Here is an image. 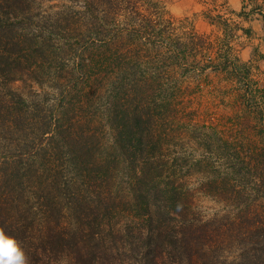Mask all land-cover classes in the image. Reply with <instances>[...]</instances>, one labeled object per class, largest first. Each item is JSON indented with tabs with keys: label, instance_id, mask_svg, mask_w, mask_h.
<instances>
[{
	"label": "rangeland",
	"instance_id": "obj_1",
	"mask_svg": "<svg viewBox=\"0 0 264 264\" xmlns=\"http://www.w3.org/2000/svg\"><path fill=\"white\" fill-rule=\"evenodd\" d=\"M162 1L167 14L155 20L162 35H130L121 17L107 23L119 34L112 40L90 34L84 15L57 13L81 11V2L35 0L57 27L38 33L48 45L31 58L36 68L0 85V208L25 207L27 219L7 216L33 223L38 236L54 218L77 225L73 191L86 198L93 221L102 220L98 205L108 193L118 201L110 220L121 229L115 250L124 264L141 259L147 227L173 242L164 264H264V40L245 60L241 22L218 0ZM248 2L262 8L255 14L264 35V0ZM228 46L226 69L203 68ZM113 53L119 64L107 57ZM74 157L88 165L75 166ZM12 163L20 172L7 179ZM141 191L152 224L138 214L148 204ZM131 193L138 200L129 201Z\"/></svg>",
	"mask_w": 264,
	"mask_h": 264
},
{
	"label": "trees",
	"instance_id": "obj_2",
	"mask_svg": "<svg viewBox=\"0 0 264 264\" xmlns=\"http://www.w3.org/2000/svg\"><path fill=\"white\" fill-rule=\"evenodd\" d=\"M74 1V0H72ZM81 2L82 10H76L70 8L69 10L58 11L62 14V19H68L67 12L70 15H78L81 18L87 17L92 21L88 22L89 28L86 29L90 34L98 36L106 35V32L112 36V40L118 37V33L114 34L107 28V23L114 22L118 25V21H127V24L131 26L129 29L130 35L137 34L138 37H151L150 34L157 31L160 35L164 33V28H159L155 24L157 18H163L166 13L165 6L160 5L164 3L162 0H75ZM158 1V2H157ZM84 15V16H83ZM166 16V15H165ZM221 16V15H219ZM55 15L52 13L43 12L37 5L35 0H0V85L7 86L9 81L20 78V72H24L25 67L29 70H33L35 63L33 58L35 52L40 49H44L48 45V40L44 38L41 40L37 35L38 33H53L56 29V24L49 23L50 19H53ZM58 20H61L59 16ZM76 21V20H75ZM64 26V30H69L70 26ZM83 26V25H82ZM82 26L75 27L81 29ZM128 27V26H127ZM168 27V26H167ZM173 28L169 26V29ZM124 29H121V31ZM227 46V45H226ZM228 51L224 53L222 59H214L207 57V62L203 68L211 67L212 69H226L227 63L230 59L229 52L232 47L228 46ZM174 56L179 60L181 49L178 46H174ZM185 52V51H183ZM231 53V52H230ZM107 57H111L114 63H120L121 57L118 54L113 53ZM126 57V56H125ZM129 57V56H128ZM123 58L129 59L132 58ZM127 60L128 62H130ZM35 61V60H34ZM92 64V60L90 61ZM22 65H26L22 67ZM4 99L0 100V109L5 107ZM9 109V107H7ZM57 129L62 126V123L57 121L54 123ZM55 127V128H56ZM43 140V138H42ZM85 153H90L93 149L88 143H75ZM75 166L81 164L82 167H86L87 162L76 158L72 159ZM96 161V160H95ZM104 161H97L93 163V166L102 168L103 172L109 170L110 166L105 168ZM86 165V166H85ZM30 168V166H29ZM11 173L9 168L6 178L16 176L19 174L20 169L14 164H11ZM87 174L94 168L89 167ZM139 178H144L143 171L140 172ZM12 174V175H11ZM145 179V178H144ZM143 179V180H144ZM8 181V180H7ZM141 195L148 200V195L141 191ZM13 196V195H12ZM75 201L71 194L72 205L69 206L70 210L74 214L75 223L73 225L71 221L68 223L56 222L52 219L47 223L44 233L36 236L33 235L34 227L31 223L21 222L16 220V217L7 216L12 214L22 218L26 215L28 218V211L25 207L19 203L15 204L11 202L6 209L0 208V226L5 228V232L8 235L15 237L22 242L23 247L31 257V264H124L121 258L116 253L117 236L120 235L121 229L114 227L111 224L110 218L116 214L118 201L116 198L108 193L98 194L99 198L102 196V202L98 205L100 212L103 214L102 220L93 221L88 219L90 216L91 206L86 201L85 197H81L78 192L73 191ZM14 198V197H13ZM138 200V197L131 193L129 201L134 202ZM13 201V200H12ZM147 202V201H146ZM144 202V204H146ZM148 204H141V209L138 214L144 215V219L147 223H151L152 213L149 211ZM145 206H147L145 208ZM97 207V206H96ZM94 208V211L97 208ZM11 212V213H10ZM25 212V213H24ZM16 220V221H15ZM17 223H15V222ZM21 222V223H20ZM32 226V227H31ZM165 231L159 227L156 230H152V227L142 234L146 235L143 240V250L140 252L142 256L137 264H164L163 260L165 255L170 254L173 247V242L169 239H165ZM38 237L39 239H35ZM142 242V241H141ZM176 243V242H175ZM137 246H139L137 244ZM172 264H185L181 258L172 259Z\"/></svg>",
	"mask_w": 264,
	"mask_h": 264
},
{
	"label": "crops",
	"instance_id": "obj_3",
	"mask_svg": "<svg viewBox=\"0 0 264 264\" xmlns=\"http://www.w3.org/2000/svg\"><path fill=\"white\" fill-rule=\"evenodd\" d=\"M222 10L225 15L234 16L241 22L240 31L243 36H245V47L241 50V55L245 56V60L253 56V50L256 48L258 50V41L264 40V35L260 31V24L256 11L262 8L253 7L252 3L249 4L248 0H218ZM260 52L264 55V44L260 48ZM264 63V58H263Z\"/></svg>",
	"mask_w": 264,
	"mask_h": 264
},
{
	"label": "clouds",
	"instance_id": "obj_4",
	"mask_svg": "<svg viewBox=\"0 0 264 264\" xmlns=\"http://www.w3.org/2000/svg\"><path fill=\"white\" fill-rule=\"evenodd\" d=\"M0 264H31V257L15 237L0 226Z\"/></svg>",
	"mask_w": 264,
	"mask_h": 264
}]
</instances>
